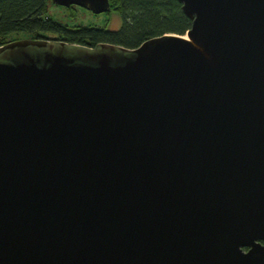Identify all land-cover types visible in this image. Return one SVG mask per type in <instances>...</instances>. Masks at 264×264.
<instances>
[{"label":"water","instance_id":"95a60500","mask_svg":"<svg viewBox=\"0 0 264 264\" xmlns=\"http://www.w3.org/2000/svg\"><path fill=\"white\" fill-rule=\"evenodd\" d=\"M179 2L134 48L0 45V264H264V0Z\"/></svg>","mask_w":264,"mask_h":264},{"label":"trees","instance_id":"16d2710c","mask_svg":"<svg viewBox=\"0 0 264 264\" xmlns=\"http://www.w3.org/2000/svg\"><path fill=\"white\" fill-rule=\"evenodd\" d=\"M109 1L111 5L107 13L116 11L121 16L122 24L118 28L86 24L71 27L60 23L46 14L48 0H0V45L13 39L10 33L52 31L60 35L57 40H64L68 44L94 48L107 42L134 48L147 38L167 32L183 35L193 22L184 14L180 0ZM73 6L77 5L72 4L69 8Z\"/></svg>","mask_w":264,"mask_h":264},{"label":"rangeland","instance_id":"374dc122","mask_svg":"<svg viewBox=\"0 0 264 264\" xmlns=\"http://www.w3.org/2000/svg\"><path fill=\"white\" fill-rule=\"evenodd\" d=\"M48 8H47V15H51L54 17V20L59 21L60 23L63 22L64 24H67L69 26H76V25H96V26H106L108 29H114L118 28L121 24V16L116 11L107 13V11H104L103 13L96 14V12H93L89 10L88 8H85V6H73L71 8L64 6L63 4H56L53 2V0H48ZM40 36L43 35L44 37H50L51 40H57L56 38H59L60 35L54 32H23L19 31L18 33H10V37L15 39H20V37L23 38H30V36ZM12 40V39H11Z\"/></svg>","mask_w":264,"mask_h":264},{"label":"flooded vegetation","instance_id":"af4514ba","mask_svg":"<svg viewBox=\"0 0 264 264\" xmlns=\"http://www.w3.org/2000/svg\"><path fill=\"white\" fill-rule=\"evenodd\" d=\"M30 37H33L34 39H41V38H44V39H50V38H46L44 36H41V37H34V36H30ZM51 40V39H50ZM246 249V248H245Z\"/></svg>","mask_w":264,"mask_h":264}]
</instances>
